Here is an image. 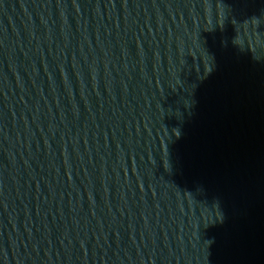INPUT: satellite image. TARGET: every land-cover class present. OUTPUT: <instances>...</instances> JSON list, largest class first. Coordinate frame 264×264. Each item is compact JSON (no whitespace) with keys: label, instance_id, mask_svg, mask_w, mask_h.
<instances>
[{"label":"water","instance_id":"water-1","mask_svg":"<svg viewBox=\"0 0 264 264\" xmlns=\"http://www.w3.org/2000/svg\"><path fill=\"white\" fill-rule=\"evenodd\" d=\"M0 264H264V0H0Z\"/></svg>","mask_w":264,"mask_h":264}]
</instances>
